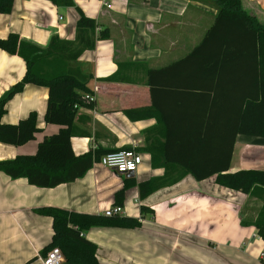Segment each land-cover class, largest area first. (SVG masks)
I'll return each mask as SVG.
<instances>
[{"label":"crops","instance_id":"obj_1","mask_svg":"<svg viewBox=\"0 0 264 264\" xmlns=\"http://www.w3.org/2000/svg\"><path fill=\"white\" fill-rule=\"evenodd\" d=\"M72 1L73 7L60 8L45 0H14L10 13L0 15V38L14 33L21 42L40 49H46L53 37L75 39L78 10L96 22V34L99 29L109 31L108 39L97 41L93 50L65 65L88 79L95 99L90 107H78L76 134L70 141L76 157L91 153V167L74 182L49 189L0 173V264H41L43 249L52 239V220L35 210L57 208L104 216L108 208L118 205L116 195L124 187L119 217L138 220L140 226L91 228L83 233L96 246L98 264H264L259 260L264 242L253 226L262 200L218 186L216 175L198 182L178 165L167 163L187 158V138L204 130L201 119L210 107L211 155L222 159L232 141L229 173L264 171V138L233 137L231 129L240 115L236 97H256L251 80L194 75L196 86L210 95L191 103L194 116L188 119L180 91L188 76L183 68L166 76L163 82L176 90L162 93L157 101L171 128L169 137L160 115L133 121L125 114L150 107L147 71L187 56L212 26L216 9L193 0ZM241 7L264 24V0H241ZM25 71L21 58L0 50V98L22 80ZM225 95L232 101L223 111L218 105ZM46 102L45 87L26 85L6 103L3 124H16L34 113L40 131L22 146L0 144V162L33 155L45 136L58 132V126L44 122ZM129 149L141 155L135 173L119 175L100 164L105 155ZM151 180L174 181L140 199L139 185ZM141 206L148 213L142 214Z\"/></svg>","mask_w":264,"mask_h":264},{"label":"trees","instance_id":"obj_2","mask_svg":"<svg viewBox=\"0 0 264 264\" xmlns=\"http://www.w3.org/2000/svg\"><path fill=\"white\" fill-rule=\"evenodd\" d=\"M45 1L60 8L73 7L72 0ZM193 1L210 5L216 9L217 15L212 26L199 45L183 59L165 68L147 71V85L151 97L150 107L127 110L125 111L126 116L130 120L137 121L160 115L169 137L171 128L165 121L163 111L159 108L161 105L159 99L157 101V96L175 89L163 82L166 76L173 74L172 72L179 68H183L184 74L188 76V81L180 90L185 95L184 104L188 119L194 116L192 113L194 106L191 103L197 98L205 96L209 98L210 95V92H206L204 88L196 86L193 81L194 75L203 74L217 76V78L240 76L251 80V88L255 89L256 97L240 99L236 97L234 103L240 115L231 128L232 135L233 137L241 134L264 138V24L242 9L241 0ZM13 2L14 0H0V15L9 14ZM78 12L80 16L76 23V34L73 41H63L58 37H53L46 49H40L32 44L21 42L18 35L14 33L6 38H0V50L9 55L18 56L24 61L26 67L22 80L0 98V144L22 146L32 141L40 131L34 113L16 124H3L1 121L6 113V103L26 85L41 86L47 89L44 122L47 125L59 127L57 133L45 136L38 143L33 155H20L11 161L0 162V173L11 179L25 178L31 186L36 188L49 189L74 182L81 178L92 164L91 153L76 157L70 141L76 134L74 120L78 107H90L95 99L87 87L88 79L77 69H66L65 65L78 60L85 51L93 50L97 41L108 39L109 31L99 29L96 34L98 28L96 22L84 16L79 10ZM195 95L197 97H194ZM85 96L92 97L93 101L87 103ZM214 97L217 96L214 95ZM231 101V96L225 95L218 106L226 111ZM214 103L217 106L218 102ZM211 117L209 107V112L201 119V123L205 124L204 130L188 136L187 158L173 163L169 162L166 157L167 163L178 165L198 182L216 175L215 183L218 186L243 194H253L260 198L263 206L253 226L257 230L258 237L264 242V171L241 170L229 173L233 150L232 141L226 147L222 159L218 160L211 155L214 150L208 142L210 140L207 134ZM227 118L225 117L226 120ZM79 135L83 136L81 132ZM168 143L169 139L165 143L166 149ZM173 181L151 180L140 184V199H145L154 191ZM124 190L125 187L116 195L118 205L115 206H119ZM140 211L146 214L148 208L141 206ZM35 212L52 220V239L44 247L42 257H45L49 250L58 248L63 255L64 262L68 264H98L96 246L82 236L91 228L136 229L140 226L138 220L117 216L107 218L83 215L57 208H40Z\"/></svg>","mask_w":264,"mask_h":264},{"label":"built area","instance_id":"obj_3","mask_svg":"<svg viewBox=\"0 0 264 264\" xmlns=\"http://www.w3.org/2000/svg\"><path fill=\"white\" fill-rule=\"evenodd\" d=\"M62 20L61 17L58 18ZM87 103L93 101L92 97L85 96ZM141 155L135 149L119 151L112 154H107L100 159V164L108 169L114 171L116 174L125 175L133 174L136 172L141 164ZM122 215L120 206H112L104 212V217H119ZM259 260L264 263V252L259 255ZM64 262L63 255L58 248H53L47 252L45 257L41 259V264H62Z\"/></svg>","mask_w":264,"mask_h":264}]
</instances>
